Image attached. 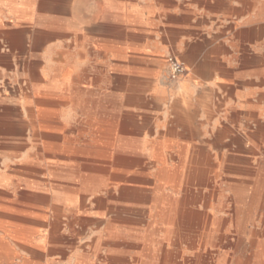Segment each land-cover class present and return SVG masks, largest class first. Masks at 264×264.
Returning a JSON list of instances; mask_svg holds the SVG:
<instances>
[{"label":"rangeland","instance_id":"374dc122","mask_svg":"<svg viewBox=\"0 0 264 264\" xmlns=\"http://www.w3.org/2000/svg\"><path fill=\"white\" fill-rule=\"evenodd\" d=\"M181 1L190 11L186 13L188 18L181 22L185 25L183 31L163 28L162 18L153 8L142 9L137 14V0H56L43 13L54 22L48 26L34 22L16 25L6 20L7 12L0 8V41L2 32L9 30V50L17 60L20 59L16 69H11L10 95L12 101H21V109L10 112L11 122L15 123L9 141L0 139V173L8 179V195L0 198V214L7 216L2 220L11 232L9 253L13 254L15 264L21 262V257L35 264H76L94 239L100 236L108 239L103 225L82 228L79 221L71 225V204L60 200L69 197L71 189L79 185L70 172L75 166L70 154L86 159L81 147L90 141V137H95L93 132L96 130L104 132V137H137L143 143L165 140L167 155L176 159L170 163L177 162V146H198L205 156L211 157V178L207 183L197 181L189 187L200 203H208L207 212L224 210V217L231 216L234 198L229 186L240 179L253 178L249 172L257 170V160L264 161V6L259 4L264 0H235L242 5L240 8L212 22L201 19L199 3ZM171 23L174 24L170 21L167 25ZM241 25L251 28L244 33V40L235 29ZM258 25L262 27L260 30H256ZM21 30L23 35L19 33ZM162 48L167 50L165 54L158 53ZM189 49L196 50L204 58L219 55L232 58L235 66L233 101L246 100L243 95L248 93V134L239 122L234 126V137H222L224 146L214 143L217 137L155 135L163 121L167 130H174L172 126L177 122L175 104L187 102L182 100L178 89L182 80L177 83L169 80L168 58L181 59L182 55H188ZM68 72L70 76L67 77ZM197 83H201L199 79ZM77 96L83 109L75 102ZM70 144L75 147H72L73 152L68 149ZM255 146H258L256 155H249L244 150ZM154 171L150 165L146 174L151 178ZM18 191L46 199L18 200L15 196ZM219 203L227 207L220 208ZM55 208L59 212H55ZM57 213L60 215V235L64 239L49 244L40 255L21 247V216L34 219L23 224L34 227L38 234L36 238L41 239L48 230L36 219L45 217L52 221ZM89 217L97 218L92 212ZM256 218L261 222L255 221L254 226L263 234L264 209ZM128 222L130 226L122 227L117 234L121 241L135 240L137 236L148 242L166 238V231L150 225L149 217L134 216ZM254 226L250 225V228ZM14 229L19 230L16 237ZM200 233L199 230L184 231L177 244L174 236L170 241L166 240L165 248L170 255L164 264H193L195 254L200 251L192 247L191 241H198ZM223 234L227 239L220 244L206 245L211 255L202 264H235L242 256L250 255L246 240L235 244L232 222L226 225ZM141 250V247H129L120 253L102 246L93 264H117L107 257L118 258L120 254L131 262L134 257H141ZM261 263L264 264V252Z\"/></svg>","mask_w":264,"mask_h":264},{"label":"bare ground","instance_id":"6f19581e","mask_svg":"<svg viewBox=\"0 0 264 264\" xmlns=\"http://www.w3.org/2000/svg\"><path fill=\"white\" fill-rule=\"evenodd\" d=\"M54 1L56 0H0V8H5L7 12L6 20L16 25H29L34 22L37 25L48 26L54 22L43 13L48 11L51 3ZM0 26H2V21H0ZM8 33L9 35L11 34L10 31ZM19 33L23 35L24 31L21 30ZM68 76H70L69 72L67 73ZM80 100L78 96L75 98V102L82 108ZM93 135L95 137H90V141L84 147H81L84 149V155L87 156L86 159L79 158L75 154H70V159L75 161V166L70 172L74 176L73 179L78 180L79 185L71 189L69 197L60 198V200L62 199L64 203H66L65 201H69L71 204L70 208L72 210L70 209V211L72 214L69 216L71 225L76 221L80 222L82 228L92 224L98 227L103 225L104 235L108 239H103V236L94 239L88 245L89 250L81 254L76 264H93L95 258L99 257L98 253L102 246H108L110 250L120 253L122 249L141 247V257H134L131 262L122 257L121 254L118 258L114 256L107 257V260H113L117 264H156V262L164 264L167 263L170 255V252L167 251L168 249L166 250L165 248L168 245L167 241H170V238L174 236L176 239L175 243L177 244L179 238H183L182 232L196 230L201 232L200 236H198L199 240L191 241V245L194 249H199L200 252L195 254L193 264H202L203 261L207 260V256L211 255H209L211 252L208 251L206 245L208 243L220 244L226 238L225 234H223V229L231 222L236 233L234 236L235 244H241L246 240L250 252V255L242 256L235 264H262L261 256L264 252V241L262 237H264V233L262 234L259 230H256L254 222L259 220L256 217L264 209V161L257 160V170L252 173L249 172V174L253 175V178L250 180L240 179L229 186L234 198L233 212L231 216L224 217L226 215V211L224 210V212L219 210L218 213L220 214L207 212L206 208L208 207V203H200L189 187L197 181L207 183L209 178H211L209 177L211 173L209 170L210 164L212 163L211 157L208 155L205 156L198 146L190 145L187 148L180 145L177 146V162L170 163V160L176 159L167 155L169 154L167 151L168 144L165 140L143 143L137 137H104V132L98 133L97 130L93 132ZM252 138L255 139L258 137ZM214 143L220 146L225 145L223 144L222 137H217ZM73 146V144H70V148H68L70 152H73ZM255 148H258V146L244 148V150L249 155H256L257 149ZM81 160L83 162L80 163ZM150 165L155 169L153 177L151 178L146 174L148 166ZM7 185V176L4 173H0V198L8 195ZM15 196L18 200L22 198L25 201L46 199L43 197L38 198L33 193H21V191H18ZM219 205L220 208L227 207L224 203H219ZM85 207L86 210H83ZM54 211L59 212V209L55 208ZM91 212L97 216L96 219L89 217ZM76 214L79 215L75 217ZM55 216L60 215L57 213ZM134 216L149 217L151 219L149 224L155 227V229L165 230L166 235L164 237L166 238L160 241L158 240L157 242L141 240L142 237L140 238L139 236L134 237L135 240H119L120 237L117 236L118 232H120L122 227L127 229L130 226V222L128 221ZM5 217L7 216L0 214V264H15L13 254L9 253L8 240L11 232H8L4 223L5 221L2 220ZM259 221L261 222V220ZM52 223L54 224V229H57L58 222H54L53 220ZM250 225L254 226V228H250ZM16 227L14 226V228ZM14 230V237H16V233H19V230ZM165 241L166 244L164 243ZM212 259L214 258L212 257Z\"/></svg>","mask_w":264,"mask_h":264},{"label":"crops","instance_id":"0c3cea01","mask_svg":"<svg viewBox=\"0 0 264 264\" xmlns=\"http://www.w3.org/2000/svg\"><path fill=\"white\" fill-rule=\"evenodd\" d=\"M193 1L200 5L199 12L203 16L201 19L211 22L221 20L225 14L242 6L235 0ZM259 4L264 6V1ZM135 7L137 8V14L142 9L153 8L155 13L162 18L163 28H175L182 31L185 30V25L181 24V22L185 21L186 13L190 12L186 9V3L181 0H137ZM170 21H173L174 24L167 25ZM250 23L247 22L246 24ZM231 27L234 26L232 25ZM260 27L258 25L257 30L262 28ZM140 29L143 28L140 26ZM235 29H238V35L244 40L246 36L244 33H247L250 27L242 28L241 25L239 27L235 26ZM4 32L1 34L3 36L0 42V114L4 113L0 115V137H2L0 139L9 141L8 137H10L12 132L11 127L15 123L14 121L11 122L9 111H19L21 109V101L11 100L10 86L11 77H13L11 76V69H16L18 60L9 50L11 44L9 30ZM218 39L220 42L221 39ZM166 51L165 48H162L158 53L165 54ZM181 57H184V61L182 58L179 59L185 64L187 75L178 85V89L183 101L186 100L187 102L185 104H175L178 112L176 117L179 116L181 118L178 117L177 122L172 126L174 131L167 130L165 128L167 124L163 121L160 130L155 135L162 137H173V135L176 137H234V126L239 122L246 127L245 134H248L250 126V110L247 104L249 100H247L248 93L243 95V99L246 100L237 103L233 101L234 80L232 73L235 71V66L232 58L226 55L204 58L193 49H189L188 55L185 54ZM198 79L201 82L200 84L197 83ZM180 123L181 125H179ZM39 219H36L38 220L37 222L48 230L47 234L42 236L43 239L36 238L38 234L34 227L23 224V222L34 221V219L21 216V247L31 250V253L35 255H40V253L44 252L49 244H57L60 238L64 239V236L60 235L59 216H53L54 222H58L57 229L59 230L54 229L53 220L49 219L50 222L48 224L49 220L45 219V217ZM21 264L35 263L21 257Z\"/></svg>","mask_w":264,"mask_h":264},{"label":"built area","instance_id":"2783aa9c","mask_svg":"<svg viewBox=\"0 0 264 264\" xmlns=\"http://www.w3.org/2000/svg\"><path fill=\"white\" fill-rule=\"evenodd\" d=\"M168 68L169 80L174 83L182 80L187 74L184 63L175 57L168 58Z\"/></svg>","mask_w":264,"mask_h":264}]
</instances>
